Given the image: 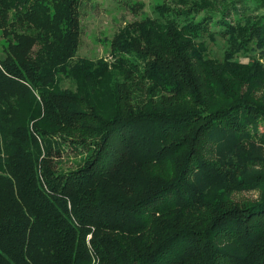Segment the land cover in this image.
<instances>
[{
    "label": "trees",
    "instance_id": "trees-1",
    "mask_svg": "<svg viewBox=\"0 0 264 264\" xmlns=\"http://www.w3.org/2000/svg\"><path fill=\"white\" fill-rule=\"evenodd\" d=\"M82 1L0 0V264H264V0L156 5L110 60Z\"/></svg>",
    "mask_w": 264,
    "mask_h": 264
},
{
    "label": "rangeland",
    "instance_id": "rangeland-1",
    "mask_svg": "<svg viewBox=\"0 0 264 264\" xmlns=\"http://www.w3.org/2000/svg\"><path fill=\"white\" fill-rule=\"evenodd\" d=\"M170 0H83L80 7L81 36L78 57L98 60H110L111 41L116 33L126 24L155 17L154 8ZM5 41L0 31V58L4 57ZM216 57H222L225 41L218 38L209 43ZM63 88L73 87L67 79L62 83ZM74 153L68 150L64 154V168L75 167ZM238 199L256 200L257 192L242 193Z\"/></svg>",
    "mask_w": 264,
    "mask_h": 264
}]
</instances>
